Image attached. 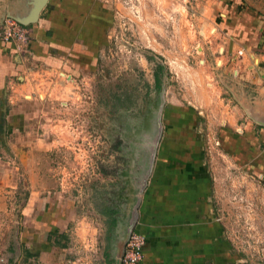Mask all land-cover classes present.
<instances>
[{
	"label": "crops",
	"instance_id": "crops-1",
	"mask_svg": "<svg viewBox=\"0 0 264 264\" xmlns=\"http://www.w3.org/2000/svg\"><path fill=\"white\" fill-rule=\"evenodd\" d=\"M193 3L200 29L213 36L209 49L221 89L210 133L230 170L211 172L204 156L158 157L133 228L144 239L138 264H264V0ZM51 5L31 26L29 54L0 39V149L9 154L0 155V264H115L128 227L109 255L96 254L91 235L68 217L35 158L42 104L62 86L70 84L75 94L74 77L84 75V18L60 22ZM2 6L0 22L29 14L11 15ZM218 175L225 177L219 186ZM235 178L242 183L233 188L228 179ZM237 198L248 206L254 199L250 227L263 236L254 254L241 247V234L228 223L233 207L242 204Z\"/></svg>",
	"mask_w": 264,
	"mask_h": 264
},
{
	"label": "rangeland",
	"instance_id": "rangeland-1",
	"mask_svg": "<svg viewBox=\"0 0 264 264\" xmlns=\"http://www.w3.org/2000/svg\"><path fill=\"white\" fill-rule=\"evenodd\" d=\"M39 1L0 0V5L21 16ZM51 4L60 22L84 18V75L74 77L75 94L70 84L62 86L55 99L42 104L36 132L42 145L35 158L68 217L91 235L96 254L109 255L138 198L139 213L158 157L204 156L211 172L230 170L210 133L221 89L209 49L213 36L200 29L193 0H47L38 16ZM1 154L9 158L0 149ZM215 180L219 186L225 177ZM228 180L233 188L242 183ZM237 199L242 204L233 207L228 223L241 234V247L254 254L263 239L262 231L250 227L254 199L250 208L245 197Z\"/></svg>",
	"mask_w": 264,
	"mask_h": 264
},
{
	"label": "built area",
	"instance_id": "built-area-1",
	"mask_svg": "<svg viewBox=\"0 0 264 264\" xmlns=\"http://www.w3.org/2000/svg\"><path fill=\"white\" fill-rule=\"evenodd\" d=\"M32 25H23L12 18H3L0 22V39L3 42H13L17 52L25 56L30 52ZM143 243V235L132 230L125 239L120 264H138L142 260Z\"/></svg>",
	"mask_w": 264,
	"mask_h": 264
},
{
	"label": "water",
	"instance_id": "water-1",
	"mask_svg": "<svg viewBox=\"0 0 264 264\" xmlns=\"http://www.w3.org/2000/svg\"><path fill=\"white\" fill-rule=\"evenodd\" d=\"M46 2H47V0H40L39 1V4L37 5V7H35L33 10H31L26 18L21 19V18H18V17L15 18V17H10V16H8L7 18L10 17V18L18 21L20 24H23V25H32V24H35L36 21H37L36 19H37L39 10H40V8L42 6H44L46 4ZM159 136H160V133H159V135H158V137L156 139V143H157V141L159 139ZM155 148H156V144L153 147V153H152V159H151L150 167H152V164H153V160H154V156H155V151H154ZM145 184H146V182L144 181L142 189L144 188ZM139 203H140V198H138L137 204L133 208V216L131 218L130 224H129L128 229H127V235H129L130 232L133 230V228L135 226V223L137 221L138 213L135 212V211H136ZM127 235L125 236V239H126ZM124 242H125V240H124ZM121 253H118L117 254L115 264H120V256H121Z\"/></svg>",
	"mask_w": 264,
	"mask_h": 264
},
{
	"label": "trees",
	"instance_id": "trees-1",
	"mask_svg": "<svg viewBox=\"0 0 264 264\" xmlns=\"http://www.w3.org/2000/svg\"><path fill=\"white\" fill-rule=\"evenodd\" d=\"M155 79H156L157 81H159L158 75L155 76Z\"/></svg>",
	"mask_w": 264,
	"mask_h": 264
}]
</instances>
